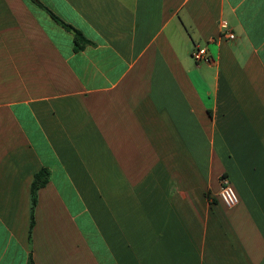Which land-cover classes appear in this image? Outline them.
I'll list each match as a JSON object with an SVG mask.
<instances>
[{
	"label": "crops",
	"instance_id": "1",
	"mask_svg": "<svg viewBox=\"0 0 264 264\" xmlns=\"http://www.w3.org/2000/svg\"><path fill=\"white\" fill-rule=\"evenodd\" d=\"M0 264H264V0H0Z\"/></svg>",
	"mask_w": 264,
	"mask_h": 264
},
{
	"label": "built area",
	"instance_id": "2",
	"mask_svg": "<svg viewBox=\"0 0 264 264\" xmlns=\"http://www.w3.org/2000/svg\"><path fill=\"white\" fill-rule=\"evenodd\" d=\"M222 30L223 34L226 35L229 39H234L235 36L231 31L228 29V25L226 22H223L222 24ZM192 58L194 59L195 63L197 65L200 64H212L213 59L208 54V51L205 47L197 46L195 47L194 51L192 52ZM222 188L218 194V197L222 204L227 208L228 210L234 209L238 203L239 198L237 196V193L235 192L234 188L230 184L228 178L222 177L221 178Z\"/></svg>",
	"mask_w": 264,
	"mask_h": 264
},
{
	"label": "trees",
	"instance_id": "3",
	"mask_svg": "<svg viewBox=\"0 0 264 264\" xmlns=\"http://www.w3.org/2000/svg\"><path fill=\"white\" fill-rule=\"evenodd\" d=\"M52 17L57 22H59L65 29H67L73 33L75 50L80 51V50L84 49L87 45L90 44V42L83 36V34L81 32H79L78 30H75L71 26L66 25L65 23L60 21L57 17H55L54 15H52ZM48 181H49V171L46 169H42L40 172H38L35 175V178H34V181L32 183V187H31L33 206L35 205V202H36L37 191L41 187L46 185L48 183Z\"/></svg>",
	"mask_w": 264,
	"mask_h": 264
}]
</instances>
